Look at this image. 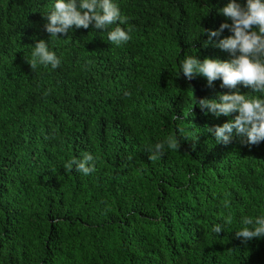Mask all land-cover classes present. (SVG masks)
<instances>
[{"label":"trees","instance_id":"trees-1","mask_svg":"<svg viewBox=\"0 0 264 264\" xmlns=\"http://www.w3.org/2000/svg\"><path fill=\"white\" fill-rule=\"evenodd\" d=\"M229 2L113 0L131 28L113 45L94 25L50 37L56 0H0V264H264V238L236 237L242 217L264 216V141L234 129L218 143L209 129L238 113L196 103L262 94L181 72L187 56L232 58L216 46L228 29L205 33L232 23ZM41 39L61 63L33 72ZM169 137L178 147L149 160ZM85 152L95 171L66 172Z\"/></svg>","mask_w":264,"mask_h":264},{"label":"clouds","instance_id":"clouds-1","mask_svg":"<svg viewBox=\"0 0 264 264\" xmlns=\"http://www.w3.org/2000/svg\"><path fill=\"white\" fill-rule=\"evenodd\" d=\"M219 12L232 23H222L217 30L205 29V33L211 43L212 37H219L228 29L232 34L220 39L216 46L229 52L232 58L227 61L205 58L201 61L197 56H187L181 62V72L188 80L196 75H203L210 87L213 86V81L220 79L223 88L237 89L239 84H243L255 93L262 94L246 98L245 94L237 90L219 93L218 99L202 98L196 101L205 114L212 113L219 117L238 113L222 126L216 125L214 129H209L214 131L218 143H229L235 129L236 134L244 137L247 144L257 145L264 141V0H247L246 5L230 0ZM45 17L47 23L44 27L50 37L60 33L67 34L73 26L76 29H87L94 25L97 30H107V41L113 45L126 43L130 39L131 28L125 31L120 26L127 22V17L121 15L113 0H56L53 9ZM112 25L116 26L111 27ZM32 48L31 57L28 58L25 54L24 59L33 72L38 65H51L53 69L59 67L60 58L49 50L45 40H38ZM180 131L183 132V128ZM165 143L172 149L178 147L169 137L148 148L149 160L154 161L158 155L163 154ZM95 159L97 157L85 152L81 158L69 160L64 169L71 172L75 166L76 171L89 175L95 171ZM219 219L223 223H217L213 227V232L217 235L225 224L232 222L230 215ZM241 223L243 227L236 231L237 238H243L244 241L264 238V216L255 219L244 216Z\"/></svg>","mask_w":264,"mask_h":264}]
</instances>
